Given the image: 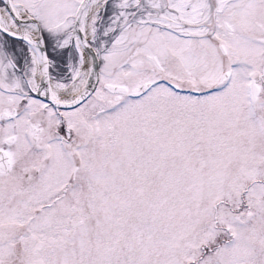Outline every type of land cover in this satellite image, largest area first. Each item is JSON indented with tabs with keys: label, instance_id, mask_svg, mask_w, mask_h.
Returning a JSON list of instances; mask_svg holds the SVG:
<instances>
[{
	"label": "snow or ice",
	"instance_id": "obj_1",
	"mask_svg": "<svg viewBox=\"0 0 264 264\" xmlns=\"http://www.w3.org/2000/svg\"><path fill=\"white\" fill-rule=\"evenodd\" d=\"M0 264H264V0H0Z\"/></svg>",
	"mask_w": 264,
	"mask_h": 264
}]
</instances>
